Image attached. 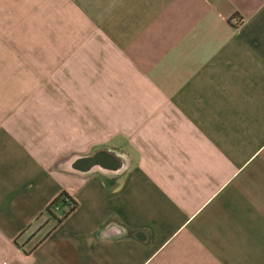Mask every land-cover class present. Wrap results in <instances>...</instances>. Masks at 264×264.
Returning a JSON list of instances; mask_svg holds the SVG:
<instances>
[{
  "label": "crops",
  "instance_id": "0c3cea01",
  "mask_svg": "<svg viewBox=\"0 0 264 264\" xmlns=\"http://www.w3.org/2000/svg\"><path fill=\"white\" fill-rule=\"evenodd\" d=\"M0 264H264V0H0Z\"/></svg>",
  "mask_w": 264,
  "mask_h": 264
},
{
  "label": "trees",
  "instance_id": "16d2710c",
  "mask_svg": "<svg viewBox=\"0 0 264 264\" xmlns=\"http://www.w3.org/2000/svg\"><path fill=\"white\" fill-rule=\"evenodd\" d=\"M61 205V208L63 209L66 207H69V210L65 212V216L63 219H59L58 217H55L52 208H54L57 205ZM77 204L68 196L67 193L61 194L52 204L51 206L48 207L47 212L51 215L54 216L55 220L57 223H61L71 212H73L76 208Z\"/></svg>",
  "mask_w": 264,
  "mask_h": 264
},
{
  "label": "built area",
  "instance_id": "2783aa9c",
  "mask_svg": "<svg viewBox=\"0 0 264 264\" xmlns=\"http://www.w3.org/2000/svg\"><path fill=\"white\" fill-rule=\"evenodd\" d=\"M239 23L240 22L238 21L237 24H239ZM68 196L77 204V200L75 199V197L73 195L68 194ZM68 210H69V207H66V208L63 207V209H62L60 204L55 206V211L57 212L59 219H63L65 216V212Z\"/></svg>",
  "mask_w": 264,
  "mask_h": 264
},
{
  "label": "water",
  "instance_id": "95a60500",
  "mask_svg": "<svg viewBox=\"0 0 264 264\" xmlns=\"http://www.w3.org/2000/svg\"><path fill=\"white\" fill-rule=\"evenodd\" d=\"M96 158L95 157H91L88 159V163H89V168L93 167L96 163Z\"/></svg>",
  "mask_w": 264,
  "mask_h": 264
}]
</instances>
